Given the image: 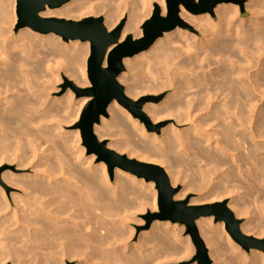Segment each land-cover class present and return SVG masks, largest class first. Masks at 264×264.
Here are the masks:
<instances>
[{"label": "bare ground", "instance_id": "bare-ground-1", "mask_svg": "<svg viewBox=\"0 0 264 264\" xmlns=\"http://www.w3.org/2000/svg\"><path fill=\"white\" fill-rule=\"evenodd\" d=\"M157 3L165 15L166 0H72L59 9L47 8L41 16L70 20L103 15L109 32L128 17L121 43L131 34L133 40L142 38V25ZM16 6L15 0H0V129L15 141L6 139L8 143L3 144L0 137V165L8 161L17 167H31L32 174L7 172L1 177L0 264H66L73 258L85 264H150L143 248L153 242L162 249V235L141 242L130 252L127 242L131 236H123L114 223L131 209L145 212L153 206L154 183L135 181L134 176L116 169L113 186L107 165H94L95 156L83 158L84 150L75 152L71 136L63 132L71 116L79 118L90 99H82L75 113L71 98L56 104L51 99L54 81L61 74L78 87L90 85L86 70L90 44L65 42L60 36L43 35L31 28L15 32ZM245 8L252 14L249 20L239 18L238 6L219 5L215 22L208 14L191 16L182 5L181 17L195 24L200 39L176 27L147 51L124 60L129 73H122L118 81L127 84L126 95L137 101L147 93L169 90L162 104H146L143 111L154 123L173 118L176 125L163 129L161 136L149 134L128 115L130 126L121 117L125 111L122 105L113 101L108 112L115 126L125 128L133 139L139 132L141 135L131 144L118 141L108 148L120 152L131 149L130 159L163 166L173 185L182 180L184 170L193 171L203 186L216 185L211 184L206 195L191 203L230 195L228 207L236 216H254V205L253 210L257 208L260 214H256L263 220L264 0H248ZM101 121L95 133L104 141L106 136H114L115 130H111L112 123ZM219 132L221 136L216 134ZM44 145L48 148L43 149ZM9 155L14 158L8 160ZM11 189L19 192L10 193ZM188 189L175 199L186 198ZM210 221L201 218L197 227L214 264H224L225 248L218 237L222 233L232 247L227 251L238 252L235 260L246 264L244 252L225 232L224 224H220L222 233L218 230V235ZM248 223L241 230L252 235L254 230ZM254 235L263 236L264 231ZM184 245L169 250L175 255L192 250ZM163 251L157 253L158 258L164 257ZM256 255L247 263L264 264V255Z\"/></svg>", "mask_w": 264, "mask_h": 264}, {"label": "water", "instance_id": "water-1", "mask_svg": "<svg viewBox=\"0 0 264 264\" xmlns=\"http://www.w3.org/2000/svg\"><path fill=\"white\" fill-rule=\"evenodd\" d=\"M72 0H17V15L19 28H31L41 34H55L63 41H80L90 43L88 59V77L91 87L80 88L73 82H67L76 93V97L89 98L85 105L79 124L84 145L88 154L97 156V163L103 162L108 167L113 180L116 169L123 170L138 179L154 182L158 191V212L150 213L147 222H171L185 226L196 248V259L199 264H211L208 248L202 239L197 221L201 218L215 219V223L224 222L227 232L243 250L264 253V239L246 235L241 230L242 221L237 219L226 203L194 206L187 200H176L182 187H173L165 170L158 166L121 155L107 147L106 142L98 140L95 126L101 123L103 117H108V108L117 101L128 109L134 117L139 118L147 126L148 131L160 132V126H154L143 112V106L151 98L134 102L125 94L124 87L119 83V76L125 72L124 60L133 58L147 51L153 43L165 32L182 25L179 20L180 5H184L193 13H211L221 3L236 1L243 6L248 0H167L168 17L163 18L158 5L150 19L143 25V37L133 40L132 36L120 43L121 33L126 24L123 20L118 27L109 32L104 25L103 17H88L80 21L61 18H43L41 13L49 9H59Z\"/></svg>", "mask_w": 264, "mask_h": 264}, {"label": "rangeland", "instance_id": "rangeland-1", "mask_svg": "<svg viewBox=\"0 0 264 264\" xmlns=\"http://www.w3.org/2000/svg\"><path fill=\"white\" fill-rule=\"evenodd\" d=\"M14 1V0H13ZM16 1V5H17V0H15ZM195 2L197 3V4H199V2H200V0H195ZM246 4V3H245ZM245 4L243 5V6H241L238 2H236V1H230V2H228V3H221V4H219V5H224V6H228V7H235V6H238L239 7V9H240V12H239V18H241V19H243V20H249L250 18H251V16H252V14H251V12L249 11V10H247L246 8H245ZM155 5H158L159 6V8H160V11H161V16L163 17V18H167L168 17V9H167V12H166V14L165 15H163V12H162V7H161V5L160 4H155ZM219 5H217V6H219ZM182 5H180V7H181ZM184 6V5H183ZM217 6L214 8V10H213V14H211V13H209V12H207V13H193V12H190L188 9H186V7L184 6V8L189 12V14L191 15V16H194V17H203V16H206L207 14L208 15H210V17H211V19L213 20V21H215V22H217V20H218V18H217V16H216V14H215V9L217 8ZM166 7H167V0H166ZM154 10H155V6H154ZM154 12V11H153ZM152 15H153V13H152ZM152 15L150 16V18L152 17ZM16 16H17V23H16V26H15V29H14V31L16 32V31H20V30H22V29H24V28H19V17H18V15H17V6H16ZM88 17H94V18H97V17H103V19H104V16L103 15H101V16H94V15H82V16H79V18L78 19H70V20H74V21H80V20H83V19H85V18H88ZM178 17H179V20H181V22H182V25H178L177 27H180V28H182L183 30H187V31H189L191 34H192V36H195V37H197L198 39H200L202 36H201V32L197 29V27L195 26V24L194 23H191V22H187L184 18H182L181 17V9L179 8V14H178ZM51 18H57V17H51ZM150 18H148V19H150ZM61 19H63V18H61ZM147 19V20H148ZM123 20H126V24H127V22H128V17H124L120 22H119V24L123 21ZM146 20V21H147ZM145 21V22H146ZM144 22V23H145ZM118 24V25H119ZM125 24V25H126ZM105 25V24H104ZM118 25H117V27H118ZM144 25V24H143ZM143 25H142V27H143ZM116 27V28H117ZM125 27V26H124ZM142 29V28H141ZM111 32V31H110ZM142 32H143V29H142ZM172 32V31H171ZM41 34V33H40ZM44 35V34H43ZM131 36L133 37V34H131ZM143 37V36H142ZM62 39V38H61ZM135 40H137V39H135ZM62 41H63V39H62ZM72 42V41H71ZM90 44V43H89ZM90 52H91V49H90ZM90 56V55H89ZM88 59H89V57H88ZM125 68H126V66H125ZM87 78H88V80H89V77H88V60H87ZM128 72V70H127V68H126V70H125V72L124 73H127ZM129 73V72H128ZM130 76L132 77V74H130ZM69 81H71V82H73L74 84H75V82L74 81H72V80H69V78L68 77H66L64 74L62 75L61 74V76H59V77H57L56 79H55V81H54V84H53V90H51V99H53L54 101H56L55 102V104L57 103V101L58 100H62V101H65V99H66V101H68V99H70L71 98V100H72V102H73V104H75V111H74V113L77 111V109L78 108H80V102L82 101V99H86V98H83V97H80V98H77L76 97V93L74 92V90L72 89V87L71 86H69L68 85V83L67 82H69ZM90 82V81H89ZM123 87H124V89H125V94H126V89H127V84H124V83H121V82H119ZM76 85V84H75ZM77 86V85H76ZM78 87V86H77ZM88 87H91V83H90V85L88 86ZM80 88H87V87H80ZM72 94H73V96H72ZM169 94H170V91L169 90H164V91H162V92H159L158 94H155V93H147V94H145V95H143V96H141L140 97V99L139 100H137V101H135L134 99H132L130 96H127V97H129L131 100H133L134 102H139L140 100H142V99H144V98H151V100H149V101H147L146 103H145V105L146 104H149V103H155V104H157V105H160V104H162L167 98H168V96H169ZM73 98H72V97ZM222 99V98H221ZM54 104V105H55ZM78 104V105H77ZM144 105V106H145ZM143 106V107H144ZM85 107V106H84ZM122 107V109L123 110H125L124 112L122 111L121 113H122V115H121V117L122 118H124L126 121H127V123L130 125V126H132L133 127V124H132V122L130 121V119H129V117H128V115H131L132 116V118L133 119H136V120H138V122L140 123V124H143L144 125V127H145V130H146V132H148L149 134H156L157 136H161V131L163 130V129H166V128H170V126H173V125H176V123H175V119H173V118H167V119H164V120H162V121H159V122H157V123H154L150 118V120H151V123L154 125V126H160V132H156V131H148V129H147V126H146V124L144 123V122H142L139 118H136V117H134V115L132 114V112H130L128 109H126L125 107H123V106H121ZM84 109V108H83ZM83 109H82V111H83ZM144 109V108H143ZM82 111H81V113H82ZM127 112V113H126ZM144 112V111H143ZM81 113H80V115H79V118H77V119H75L76 118V116H75V114H73L72 116H71V118H70V124L69 125H65L64 127H63V132L65 131V133H67L68 134V136L71 138V145H72V148H74L73 150L75 151V152H78L79 150H80V152H81V150H84V153H83V158H85V159H88V158H90L91 156H95V159H94V162H93V164L94 165H99V164H102L103 162H100V163H97V156L95 155V154H88V150H87V147L84 145V143H83V139H82V136H81V131H80V129L78 128V124H79V121H80V116H81ZM145 113V112H144ZM108 114H109V116L108 117H103L102 119H105V121L106 122H108V123H112V125H111V130H112V132H113V134H115L114 136H106L105 137V139H104V142H106V144H107V147H108V144H110V143H113V142H118V141H120V142H128L129 141V143L131 144V142L133 141V140H136V139H138V137L141 135V133L139 132V136L137 135V136H135V139H133L134 137L133 136H130L129 134H128V132L126 131V129L124 128H119V127H117V126H115V124L112 122V117L110 116V113L108 112ZM147 115V114H146ZM127 118V119H126ZM129 121V122H128ZM101 124H102V121H101V123L99 124V125H96V126H101ZM114 124V125H113ZM112 126H113V129H112ZM119 128V129H117V128ZM186 127H188V125L187 126H185V127H179V128H181V129H186ZM135 128V127H134ZM117 129V130H116ZM134 130V129H133ZM134 131H136V130H134ZM2 132V133H1ZM77 132H79L78 133V135L76 134ZM216 132H218V131H216ZM0 137L2 138V140H1V142L3 143V144H5L6 142L8 143V141L10 142V140H11V142H13L14 141V138L12 139V137L10 136V138H8L9 137V135L8 134H5V132H3V130L2 129H0ZM122 133H124V134H122ZM127 133V134H126ZM96 134V133H95ZM126 134V135H125ZM217 135L219 134H221V132H219V133H216ZM216 135V136H217ZM5 138H3V137ZM96 136H97V138H98V140L99 141H101L100 139H99V137H98V135L96 134ZM130 136V137H129ZM221 136V135H220ZM7 137V138H6ZM132 137V138H131ZM218 137V136H217ZM0 138V139H1ZM128 138V139H127ZM131 138V139H130ZM6 139L8 140V141H6ZM10 139V140H9ZM13 140V141H12ZM4 141H5V143H4ZM75 141V142H74ZM101 142H103V141H101ZM6 143V144H7ZM13 143H15V141L13 142ZM1 144V143H0ZM48 145H44V147H43V149L45 148V149H47L48 147H47ZM0 147H1V145H0ZM77 149V150H76ZM111 150H113V149H111ZM113 151H115V152H117L118 150H113ZM130 151H131V149H127V150H124V152H120V151H118L117 153H119V154H121V155H126L127 157H129V154H130ZM137 151V150H136ZM79 152V153H80ZM139 153H140V151H138ZM13 155H9L8 157L6 156V158L8 159V160H12V158H14V157H12ZM10 157V158H9ZM12 157V158H11ZM131 159H135V160H137V158L136 157H132ZM106 165V164H105ZM18 165L16 164V163H9L8 161H6V162H3V164L2 165H0V183L2 184V182H1V177H2V175L3 174H5V173H7V172H10V173H12V174H15L16 176L18 175V176H27V175H31L32 174V169H31V167H26V168H21V167H17ZM158 166H160V167H162L164 170H165V168L163 167V166H161V165H158ZM201 166H203V165H201ZM107 167V166H106ZM19 168V169H18ZM201 170V169H200ZM191 172H192V174H191ZM194 173V174H193ZM107 174H108V180L110 181V182H113V186H115L116 185V183H115V179H116V173H115V176H114V179L112 180L111 178H110V176H109V173H108V168H107ZM196 173L195 172H193V171H188L187 172V170H184L183 171V178H182V180L181 181H178L177 182V184H175V185H173V187H178V186H181L182 187V190H181V192L185 189V187H188L189 189V191H187L186 193H187V197L186 198H184V199H182L183 201L184 200H186V199H188V198H190V204H192V205H194V206H201V205H209V204H215V203H226L227 204V206L229 205V203H230V201H231V199H232V196H226V197H224L223 199H215V200H213V199H211V200H207V201H204L202 204H196V203H191L192 201H194V200H197V199H199V198H201V197H203L204 195H206V193L209 191V190H207V189H209L210 188V185L212 184V185H216V182H214V184L213 183H211L209 186H207V187H205V186H203V184L201 183V182H199L200 181V178L197 176V175H195ZM168 175V174H167ZM193 175H194V177H193ZM169 176V175H168ZM186 176V177H185ZM191 176H192V178H191ZM196 176H197V178H196ZM135 177V176H134ZM170 178V177H169ZM194 178H196V179H194ZM199 179V180H198ZM125 181H127L128 180V182H130V181H132L131 179H128V178H125L124 179ZM135 181H138L139 179L137 178V177H135V179H134ZM145 184H149V183H154V182H146L145 180H143V179H141ZM170 181H171V179H170ZM191 181V183L190 184H192V185H194V186H192V185H188L189 184V182ZM193 181H195V182H193ZM199 184H197V183ZM131 183V182H130ZM133 183V182H132ZM172 183V182H171ZM201 185H202V187H201ZM191 186V187H190ZM200 186V187H199ZM204 187V188H203ZM202 188V189H201ZM154 190H155V192H156V203L154 202L152 205L153 206H148L147 208H146V211L144 212H140V211H138V209H131V210H129L130 211V213L127 211V212H125V215H121L120 217H117L118 219H115V223H114V226H115V228L116 229H118L119 230V232L120 233H122L123 234V236H127V235H130L131 236V238L128 240V242H127V244L129 245V247L131 248V251L130 252H132L133 250L134 251H136V249L141 245L140 243L141 242H144V241H147L148 239H153V237L155 238L156 237V235H160V237H161V235H162V240H163V238H164V240H165V243H164V247L161 249L160 247H158V246H156V247H158V248H156L155 247V243H153V242H151V244L149 243V244H147L146 246H145V248H143V251H145V255H146V258H147V256L149 257L148 258V262H150V264H199V262H198V260L196 259V248H195V246L193 245V243H192V240H191V238H190V236L189 235H186V228H185V226H181V225H179V224H172L171 222H163V221H154L153 223H151L150 225L148 224V222H147V217H148V215L151 213H157L158 212V191H157V188H156V184L154 183ZM10 193H14V192H19L18 190H16V189H11L10 191H9ZM180 192V193H181ZM240 193H242L241 191H240ZM130 199L132 200V199H134V197L133 196H130ZM139 202V201H138ZM156 206V207H155ZM253 207H255L254 205H253ZM253 207L251 208V211H255V215L257 216V214H256V212L258 213V215L260 214L255 208H254V210H253ZM229 208V207H228ZM137 210V211H136ZM231 210V209H230ZM232 212H233V214L235 215V217L237 218V219H239V220H241L242 221V224H241V227L243 226V224H247L248 222V226L249 227H252L251 229H253L254 231H253V233H252V235L251 234H246V235H249V236H253V237H256V238H258V239H264V235L263 236H255L254 234H256L257 232L258 233H261L262 231H264V230H260L262 227H264V219L262 220V217H261V219H260V216H259V218H258V216L257 217H254V216H251L250 214L249 215H244V216H240V217H238V216H236V213L233 211V210H231ZM129 213V214H128ZM122 214H124V213H122ZM123 217V218H122ZM258 218V219H257ZM205 219H207L208 221L209 220H211L210 222H211V224H212V227L215 229V230H217V233H218V230L220 231V224H224V230H225V232L230 236V238H231V240L233 241V243L240 249V252H244L243 254H245L244 256L247 258V261H246V264H248L249 263V260L250 261H252V258H254L255 256H257L256 254H263L264 255V253L263 252H260V251H255V250H251L250 252H246L245 250H243L242 248H241V246H239L237 243H235V241L232 239V237H231V235L227 232V230H226V228H225V223L224 222H218V223H215V219L213 218V217H211V218H205ZM260 219V220H259ZM118 220V221H117ZM126 220V221H125ZM128 221V222H127ZM257 221V222H256ZM262 221V222H261ZM124 222V223H123ZM116 225H117V227H116ZM125 225V226H124ZM251 225V226H250ZM156 226V227H155ZM158 226V227H157ZM259 226V227H258ZM260 226H262V227H260ZM248 227V228H249ZM258 227V228H257ZM155 228V229H154ZM218 228V229H217ZM260 228V229H259ZM242 229V228H241ZM250 229V228H249ZM263 229V228H262ZM163 230V231H162ZM258 230H260V231H258ZM250 231H252V230H250ZM242 232H243V230H242ZM125 233V234H124ZM132 233V234H131ZM162 233V234H161ZM165 233V234H164ZM222 232L220 231V234H221ZM244 233V232H243ZM168 234V235H167ZM245 234V233H244ZM152 237H151V236ZM201 235V234H200ZM218 235H219V233H218ZM166 238H165V237ZM172 236V237H171ZM175 236V237H174ZM222 237V239L220 238V241H221V244H223V245H221L222 246V249L223 248H225L224 250L226 251V252H224V250H223V260H222V263H224V264H240V262L238 263V261H236L235 259L237 258V253L238 252H235L234 253V251H230L229 252V250L232 248V247H229L231 244H229L228 243V241L226 240V238L224 237V235H223V233L221 234V235H219L218 237ZM141 237V238H140ZM171 237V238H170ZM141 239H143L142 241H140ZM203 239V238H202ZM167 240V241H166ZM164 242V241H163ZM227 242V243H226ZM174 244V245H173ZM176 244H179V245H176ZM183 244H186L187 246L188 245H190V246H192V250L191 251H187V252H183V253H180L179 255H175L174 254V252H170V250H172V246H174L173 247V249H176L177 247H180V246H183ZM169 245V246H168ZM186 245H184V246H186ZM226 245H228V247H226ZM151 247V248H150ZM154 249V250H153ZM170 249V250H169ZM227 249H229L228 251H227ZM163 251L164 253L166 252V254L164 255V257H161V258H158V256H157V253L159 252V251ZM166 250V251H165ZM209 251V250H208ZM171 255H170V254ZM225 253H227V254H225ZM151 254V255H150ZM153 254V255H152ZM156 254V255H155ZM233 254H235V255H233ZM254 254H255V256H254ZM226 255V256H225ZM234 257H233V256ZM236 256V257H235ZM174 257V258H173ZM176 257V258H175ZM153 258V259H152ZM171 258V259H170ZM209 258H210V260H211V264H214V259H212L210 256H209ZM150 259V260H149ZM174 260V261H173ZM156 261V262H155ZM234 261V262H233ZM242 262H244V261H242ZM248 262V263H247ZM12 262L11 261H9V263L8 264H11ZM245 263V262H244ZM243 263V264H244ZM66 264H85V263H83V261L81 260V259H70L69 261L67 260V262H66ZM242 264V263H241Z\"/></svg>", "mask_w": 264, "mask_h": 264}]
</instances>
